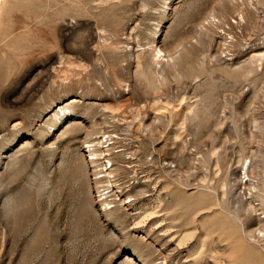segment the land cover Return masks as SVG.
Instances as JSON below:
<instances>
[{"label": "rangeland", "instance_id": "374dc122", "mask_svg": "<svg viewBox=\"0 0 264 264\" xmlns=\"http://www.w3.org/2000/svg\"><path fill=\"white\" fill-rule=\"evenodd\" d=\"M1 10L0 264H264V0Z\"/></svg>", "mask_w": 264, "mask_h": 264}, {"label": "bare ground", "instance_id": "6f19581e", "mask_svg": "<svg viewBox=\"0 0 264 264\" xmlns=\"http://www.w3.org/2000/svg\"><path fill=\"white\" fill-rule=\"evenodd\" d=\"M4 2H5V0H0V10H1V8L3 7V5H4ZM8 2V1H7ZM250 3V2H249ZM10 4V3H9ZM261 4V3H260ZM251 5H253V4H247V6L248 7H251ZM7 6H8V4H7ZM4 7H6V6H4ZM244 7V6H243ZM9 9V8H8ZM245 10H247L246 11V13H250V11L248 10V8H246ZM254 10H256V9H254ZM2 12H4L3 10H1ZM243 15H242V19L240 18V22H242V20H243ZM2 20V19H1ZM213 21V23H215V20H209V22H207V23H210V22H212ZM0 23H1V21H0ZM235 23V22H234ZM1 29V28H0ZM159 47V46H158ZM188 55V54H187ZM175 65H176V63H175ZM259 65H260V63H259ZM177 66V65H176ZM110 156V155H109Z\"/></svg>", "mask_w": 264, "mask_h": 264}]
</instances>
